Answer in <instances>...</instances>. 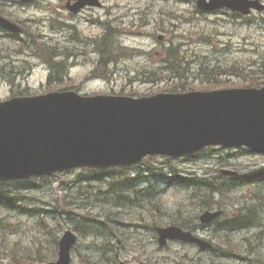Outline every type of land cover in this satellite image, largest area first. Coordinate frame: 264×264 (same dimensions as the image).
I'll list each match as a JSON object with an SVG mask.
<instances>
[{
  "label": "rangeland",
  "instance_id": "rangeland-1",
  "mask_svg": "<svg viewBox=\"0 0 264 264\" xmlns=\"http://www.w3.org/2000/svg\"><path fill=\"white\" fill-rule=\"evenodd\" d=\"M66 1L0 0L3 15L24 29L17 40L0 32V100L25 89L31 95L79 88L90 95L142 96L168 92L175 86L210 90L251 86L259 81L249 69L257 70L258 62L264 59V12L249 17L225 12L198 15L195 0H160L158 5L146 0H105L104 9L92 8L84 15L74 16L66 9ZM107 32L112 40L105 45ZM159 35L164 36L159 39ZM170 41L173 47L182 43L178 54L189 62L186 66L179 65L177 58L172 61L180 77L168 65L166 46ZM102 51L105 55H100ZM109 55L118 57V61L109 62ZM205 67L216 71L204 75ZM199 71L204 74L196 77ZM222 71V76L214 75ZM207 152L211 154L205 153L197 160L183 158L171 165L178 174H182L181 168L187 170L185 176L192 177L190 171L196 176L206 175L207 171L217 175L223 169L234 168L250 173L264 166V155L242 150ZM151 164L158 168V180L172 182L167 164L160 158ZM145 168H134L127 176L147 177ZM166 174L170 176L168 180ZM105 176L98 175L108 182L109 173ZM136 182L129 181L128 185ZM99 184L103 183L96 180V173L74 170L46 180L36 178L29 183L4 186L7 194L0 192V264H30L42 258L43 262L50 261L64 230L69 226L82 230L75 221L61 215L64 205L98 219H102L100 212H114L117 201H98L97 189L89 187ZM179 185L164 188L166 192L159 199L145 191L135 198L136 203L145 205L142 212L130 206L120 214L113 234H122L118 237L122 241V260L128 264H193L194 260L197 264H264V185L227 192L230 183H220L223 192L218 196H211L210 191L191 195L177 188ZM85 192H90L88 198L82 196ZM210 205L213 210L223 207L225 219L241 205L254 208L252 216L261 221L254 230L240 235L221 231L217 225L199 230L200 235L213 241L217 252L230 251L239 258L204 253L175 241L159 247L155 224L184 222L195 226L199 215ZM48 210L51 217L47 218ZM134 224L140 227H131ZM102 232L94 241L80 236L81 245L74 250L73 264H111L114 253L107 247L106 253L101 252L100 245L108 241L106 237L112 235V230L105 225ZM93 242L95 246L81 247ZM248 257L250 262L241 260Z\"/></svg>",
  "mask_w": 264,
  "mask_h": 264
},
{
  "label": "water",
  "instance_id": "water-1",
  "mask_svg": "<svg viewBox=\"0 0 264 264\" xmlns=\"http://www.w3.org/2000/svg\"><path fill=\"white\" fill-rule=\"evenodd\" d=\"M204 9L223 6L249 13L250 0H211ZM0 25L21 29L0 16ZM248 146L264 153V87L215 92L85 97L54 92L0 102V179L49 175L71 167L132 165L151 154L181 155L206 145ZM217 213H206L203 222ZM166 237L197 242L171 227ZM75 237L68 232L60 258L70 264ZM203 248L206 244L198 241Z\"/></svg>",
  "mask_w": 264,
  "mask_h": 264
},
{
  "label": "trees",
  "instance_id": "trees-1",
  "mask_svg": "<svg viewBox=\"0 0 264 264\" xmlns=\"http://www.w3.org/2000/svg\"><path fill=\"white\" fill-rule=\"evenodd\" d=\"M177 49H178V48H176V50H177ZM176 50H175V53H174L176 56H175L174 54H171L172 56L170 57V59H171V61L175 62V61H174V58H177V60H180V64H179V65H182V63H183V61H184V60H183V57H181V56L178 54L179 51H178V50L176 51ZM173 62L171 63V65L174 67V70H175L176 66H175V64H174ZM260 69H261L262 75L264 76V65H263ZM176 70L178 71L177 68H176ZM4 186H6V184L0 182V192L2 193V195H6V194H7V191H4V190H3V187H4Z\"/></svg>",
  "mask_w": 264,
  "mask_h": 264
},
{
  "label": "bare ground",
  "instance_id": "bare-ground-1",
  "mask_svg": "<svg viewBox=\"0 0 264 264\" xmlns=\"http://www.w3.org/2000/svg\"><path fill=\"white\" fill-rule=\"evenodd\" d=\"M110 70V69H109ZM222 188V187H221ZM211 192V191H210Z\"/></svg>",
  "mask_w": 264,
  "mask_h": 264
},
{
  "label": "flooded vegetation",
  "instance_id": "flooded-vegetation-1",
  "mask_svg": "<svg viewBox=\"0 0 264 264\" xmlns=\"http://www.w3.org/2000/svg\"><path fill=\"white\" fill-rule=\"evenodd\" d=\"M89 9H91V8H89ZM83 12V11H82Z\"/></svg>",
  "mask_w": 264,
  "mask_h": 264
}]
</instances>
